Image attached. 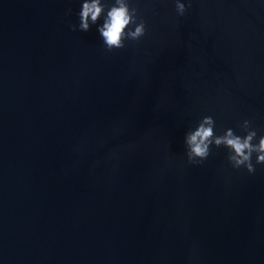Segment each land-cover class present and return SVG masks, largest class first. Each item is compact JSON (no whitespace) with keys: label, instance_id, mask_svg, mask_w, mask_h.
Segmentation results:
<instances>
[{"label":"water","instance_id":"95a60500","mask_svg":"<svg viewBox=\"0 0 264 264\" xmlns=\"http://www.w3.org/2000/svg\"><path fill=\"white\" fill-rule=\"evenodd\" d=\"M81 4L0 0V264H264V165L184 145L204 116L264 135V0H131L112 52Z\"/></svg>","mask_w":264,"mask_h":264},{"label":"clouds","instance_id":"9594fccd","mask_svg":"<svg viewBox=\"0 0 264 264\" xmlns=\"http://www.w3.org/2000/svg\"><path fill=\"white\" fill-rule=\"evenodd\" d=\"M191 6L192 0H187L186 3L175 0L178 16H184ZM77 15L79 23L70 24L69 29L87 32L91 25H97L96 30L107 52L123 49L126 47V40L138 42L146 35V23L138 15V9L131 4V0H112L110 5L102 0H82ZM100 19L102 24H97ZM238 127L243 135L235 134L232 128H227L222 135H217L213 117H202L195 129L186 132L184 136L187 163L201 165L209 157L213 147H223L227 150V161L232 169H243L249 175H254L256 165H264V135L257 139V131L247 119Z\"/></svg>","mask_w":264,"mask_h":264}]
</instances>
